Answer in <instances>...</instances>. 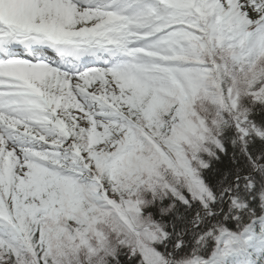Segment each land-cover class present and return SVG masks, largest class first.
<instances>
[{
  "label": "snow or ice",
  "instance_id": "6c2138e0",
  "mask_svg": "<svg viewBox=\"0 0 264 264\" xmlns=\"http://www.w3.org/2000/svg\"><path fill=\"white\" fill-rule=\"evenodd\" d=\"M258 145L264 0H0V264H264Z\"/></svg>",
  "mask_w": 264,
  "mask_h": 264
},
{
  "label": "trees",
  "instance_id": "16d2710c",
  "mask_svg": "<svg viewBox=\"0 0 264 264\" xmlns=\"http://www.w3.org/2000/svg\"><path fill=\"white\" fill-rule=\"evenodd\" d=\"M261 149H264V145H258L256 148V151L259 152ZM234 164L231 160L226 161L223 164H220L218 167V170L216 173H213L212 179L214 182L219 183L221 180H223L224 175L227 172L233 171L234 170ZM183 207V206H182ZM182 215L187 217V220L184 221H178L181 224V228H183L186 232L188 229H194L195 227V219L199 215V210H188L187 208H183V213ZM203 231V229H201ZM189 242L194 243L196 240V233L195 231H192L189 234ZM125 264H129V259L125 258Z\"/></svg>",
  "mask_w": 264,
  "mask_h": 264
}]
</instances>
